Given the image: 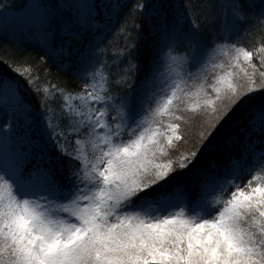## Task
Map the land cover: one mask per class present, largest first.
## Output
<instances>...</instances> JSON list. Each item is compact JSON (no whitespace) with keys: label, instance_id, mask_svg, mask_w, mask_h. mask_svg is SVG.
<instances>
[{"label":"snow or ice","instance_id":"6c2138e0","mask_svg":"<svg viewBox=\"0 0 264 264\" xmlns=\"http://www.w3.org/2000/svg\"><path fill=\"white\" fill-rule=\"evenodd\" d=\"M0 36L36 49L0 56V264H264V0H0Z\"/></svg>","mask_w":264,"mask_h":264},{"label":"trees","instance_id":"16d2710c","mask_svg":"<svg viewBox=\"0 0 264 264\" xmlns=\"http://www.w3.org/2000/svg\"><path fill=\"white\" fill-rule=\"evenodd\" d=\"M17 4H23L26 2V0H15ZM126 2L131 5L135 2V0H126ZM157 3L163 2L165 4H172L173 6L179 5L181 0H156ZM258 2V0H257ZM110 31L106 33V37L104 40L105 46L109 49L110 52L113 51H119L121 47H123V38L118 34L119 30V22H114L112 25H110ZM241 43L244 44L246 47H252L254 44V39L252 37H244L243 32H241ZM149 31L146 29L138 41L140 43V53L142 56H147L149 51ZM31 53L33 56L36 55V49L35 45L32 43H25L24 45H21L20 47H16V45L12 42L11 37L9 39L5 40L3 36H0V56H16L20 57L22 55H26L27 53ZM221 59H226L224 57H221ZM52 77L50 78L53 82H65L67 81L71 87L79 91L80 90V84L79 82H74L71 80L70 76L68 74L64 73H58L56 71L55 67H51ZM119 71L118 69L116 70ZM9 76L14 77L16 76V73L12 70L11 67H9L8 64L0 62V76ZM26 94L28 95L29 100L34 106H38L40 103V98L33 93L30 89H26ZM63 104V101L57 96L56 99L52 102L53 107V119L59 115L61 111V106ZM7 120V116L4 115L2 112H0V125H3L5 121Z\"/></svg>","mask_w":264,"mask_h":264}]
</instances>
